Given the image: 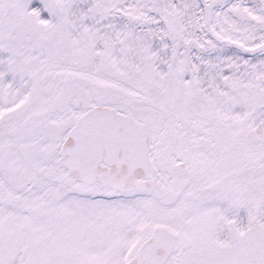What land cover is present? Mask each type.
<instances>
[{
	"label": "snow or ice",
	"instance_id": "obj_1",
	"mask_svg": "<svg viewBox=\"0 0 264 264\" xmlns=\"http://www.w3.org/2000/svg\"><path fill=\"white\" fill-rule=\"evenodd\" d=\"M0 264H264V0H0Z\"/></svg>",
	"mask_w": 264,
	"mask_h": 264
}]
</instances>
